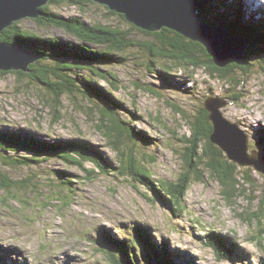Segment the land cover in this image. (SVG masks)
Returning <instances> with one entry per match:
<instances>
[{"label": "rangeland", "instance_id": "1", "mask_svg": "<svg viewBox=\"0 0 264 264\" xmlns=\"http://www.w3.org/2000/svg\"><path fill=\"white\" fill-rule=\"evenodd\" d=\"M221 1H214L209 21L217 23L216 17L223 19L224 13L225 23L234 21V12ZM242 1L245 20H264V0ZM229 3L231 6V0ZM231 7L234 9V5ZM51 9L89 25L128 28L118 16L109 15L107 7L96 3L77 6L66 2L54 4ZM21 26L42 37L81 43L65 30L40 27L33 19L22 20ZM133 37L151 40L139 32ZM125 56L129 61L124 65L99 67L118 77V82H114L120 88L116 96L136 113L134 126L153 137L152 145L137 151L155 181L177 183L183 173L181 155L187 148L184 138L191 136V130L186 118L175 108L179 107L191 118L209 97L229 101L222 110L224 116L249 136L252 150L262 149L259 145L264 128L262 61L252 59V74L240 76L239 86H231L203 69H177L175 63H159L171 68L168 80L164 81L146 70L147 58L141 51L131 49ZM98 82L106 89L112 88L106 81ZM149 88L158 94H152ZM47 96L36 83L28 80L19 83L11 73L0 75V131L28 134L51 143L85 141L117 167V155L110 148L105 132L98 129V117L89 111L91 103L82 96L76 99L65 96L61 99L60 118L54 120L51 108L44 103ZM92 169H95L92 163L85 168L68 167L55 158L30 167H1L12 180L30 183L25 191L21 186L9 192L0 188V264H111L107 247L117 244L114 239H132L136 228L148 231L152 243H168L170 253L179 257L176 261L180 264H264V210L260 208L264 176L252 168L246 169L253 171L249 173L256 180L257 189L245 183L243 194L238 196L237 192L231 201L223 196L217 178L205 171L201 181L192 183L183 210H176L175 215L172 205L154 200L150 191L135 181L98 175L97 169L98 176L92 179L86 172ZM58 174L65 176L60 178ZM35 176L38 179H31ZM68 181L72 185L63 184ZM210 233L222 235L225 243L232 245L235 249L232 260L217 259L212 247L205 244ZM138 252L145 257L143 249ZM138 261L144 264L142 259Z\"/></svg>", "mask_w": 264, "mask_h": 264}, {"label": "trees", "instance_id": "2", "mask_svg": "<svg viewBox=\"0 0 264 264\" xmlns=\"http://www.w3.org/2000/svg\"><path fill=\"white\" fill-rule=\"evenodd\" d=\"M195 1L199 5L200 14L210 25L224 27L232 35L242 37L246 41L248 49L242 63L231 64L224 69L218 68L201 44L167 28L155 33L139 29L128 23L123 15L111 11L108 14L118 16L128 26L127 29L103 24L89 25L80 18L64 17L51 9L54 4L66 3L63 0H51L42 8L43 15L35 21L40 27H56L65 30L76 37L80 44H72L57 37H42L23 29L22 21L4 30L0 34V43L22 46L43 56L36 65L29 67V73L0 72V75L11 73L19 83L28 80L29 83L38 84L48 93L44 103L51 108L54 120L60 118L59 109L63 97L76 99L77 96H82L88 100L91 103L89 111L98 117V129L105 132L110 148L117 155L118 166L110 165L101 153L88 147L85 141L51 143L28 134L0 131V188L9 192L21 186L25 191L30 183V180L19 182L12 180L9 175L1 171L2 166L30 167L32 164L55 158L68 167L85 168L87 163H92L95 169L86 171L92 179L96 178L97 169L100 172L98 175H115L135 181L149 190L154 200L172 205L174 215L176 210H183L188 190L193 182L203 179L205 171H209L217 178L222 186L223 196L228 201H231L233 195L238 194L237 192H240L238 196L243 194L242 187H245V183L257 189L256 180L249 173L251 169L242 168L229 160L224 151L211 142L213 125L204 105L191 118L187 117L179 107L175 108L186 118V123L191 130V136L184 138L187 148L181 155L183 173L177 183L155 181L137 151L152 145L153 137L134 126L136 113L127 108L125 103L116 96V92L120 89L115 84L118 82V77L100 68L124 65L129 61L125 56L126 52L134 49L146 55L147 60L144 65L146 70L164 81L168 80L170 76L168 72L171 68L170 66L162 67L159 63L169 65L175 63L177 69L188 68L193 71L203 69L213 78L231 86H239L240 76L252 74V59L255 58L264 63V20L258 21L257 18L245 20L242 13V0H231V6L234 5V9L229 5V0H223L220 3L234 12L235 20L225 23L227 15L224 13L225 15L222 16L224 20L216 17L217 23L210 22L209 15L212 14L216 0ZM69 3L77 6L83 3L94 4L92 1L85 0H71ZM135 32L142 33L151 40H136L133 37ZM90 45L99 48L93 49ZM98 81H106L112 88L106 89ZM148 90L152 94H158L151 88ZM259 145L262 149L258 151L264 154V128L259 137ZM23 153H30L31 156ZM58 175L60 178L65 176ZM31 179H38V176ZM66 180H68L67 177ZM72 183L71 181L63 182L66 185H72ZM260 208L264 210V190ZM254 216L261 219V216L257 214ZM262 217L264 218V211ZM114 241L116 245L107 247L111 264H138V258L142 259L144 264H180L176 261L179 257H173L170 253L168 243L163 245L152 243L148 231L141 228L134 230L132 239L122 241L114 239ZM205 244L212 247L219 261L232 260L235 256V249L232 245L225 243V238L219 234L207 235ZM137 249L145 251L144 258Z\"/></svg>", "mask_w": 264, "mask_h": 264}, {"label": "water", "instance_id": "3", "mask_svg": "<svg viewBox=\"0 0 264 264\" xmlns=\"http://www.w3.org/2000/svg\"><path fill=\"white\" fill-rule=\"evenodd\" d=\"M51 0H0V34L24 19L36 20L43 15L42 8ZM69 2L71 0H63ZM107 7L123 15L135 27L152 33L164 28L201 44L213 58L216 67L224 69L244 61L248 45L226 28L210 25L200 14L195 0H85ZM41 53L14 45L0 43V72L29 73V67L42 58ZM229 101L209 97L204 104L213 125L211 142L242 168H252L264 176V154L251 150L248 135L223 114Z\"/></svg>", "mask_w": 264, "mask_h": 264}, {"label": "clouds", "instance_id": "4", "mask_svg": "<svg viewBox=\"0 0 264 264\" xmlns=\"http://www.w3.org/2000/svg\"><path fill=\"white\" fill-rule=\"evenodd\" d=\"M239 126V125H238ZM249 137V136H248ZM252 150V149H251Z\"/></svg>", "mask_w": 264, "mask_h": 264}, {"label": "bare ground", "instance_id": "5", "mask_svg": "<svg viewBox=\"0 0 264 264\" xmlns=\"http://www.w3.org/2000/svg\"><path fill=\"white\" fill-rule=\"evenodd\" d=\"M229 258V257H228Z\"/></svg>", "mask_w": 264, "mask_h": 264}]
</instances>
